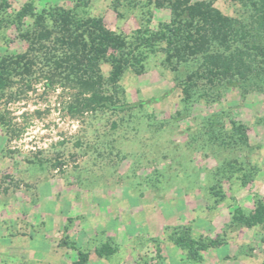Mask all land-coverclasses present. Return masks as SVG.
I'll return each instance as SVG.
<instances>
[{
  "label": "rangeland",
  "instance_id": "374dc122",
  "mask_svg": "<svg viewBox=\"0 0 264 264\" xmlns=\"http://www.w3.org/2000/svg\"><path fill=\"white\" fill-rule=\"evenodd\" d=\"M28 1L38 14L101 17L123 35L126 46L110 49L101 66L105 78L111 62L134 60L136 29L173 19L167 2L148 0H8V11ZM212 1L238 16V4ZM24 20L29 42L15 26L0 27V54L33 60L0 88V264H76L79 251L87 264H263L264 226L236 218L264 202V92L252 82L200 80L186 101L182 88L201 60L173 69L162 42L126 67L115 103L82 110L77 87L64 73L52 76L46 58L58 27L43 39L44 28ZM181 226L220 243L194 259L171 238ZM103 244L114 252L99 256Z\"/></svg>",
  "mask_w": 264,
  "mask_h": 264
},
{
  "label": "trees",
  "instance_id": "16d2710c",
  "mask_svg": "<svg viewBox=\"0 0 264 264\" xmlns=\"http://www.w3.org/2000/svg\"><path fill=\"white\" fill-rule=\"evenodd\" d=\"M148 1L156 6L167 2L172 10V21L161 24L157 31L149 26L136 29L132 37L136 40L134 48L138 53L135 54L133 50V61L111 62L108 78L102 73L101 66L110 61L109 50L126 46L127 40L108 27L101 17L83 18L71 9H49L38 14L34 11L32 1L25 3L19 10L9 12L10 2L0 0V27L4 24L15 26L16 37L25 42L30 41L33 33L26 27V17L33 18L31 25L35 27L34 30L44 28L39 33L43 39H49L55 33L54 26L58 27V46L55 52L46 57L56 69L51 75L64 73V77L74 83L78 89L77 101L80 108L86 111L104 110L115 103L117 84L126 67L134 65L138 56L144 54V49L155 51L162 42L165 44V60L173 69L190 59L201 60L198 67L187 76L182 88L186 101L191 98V90L200 80L212 86L252 82L254 87L264 92V0H230L239 5L238 16L223 13L212 0ZM59 48L62 49L60 53ZM32 65L33 60L26 52L10 54L8 51L5 55L0 54V88L8 85L13 73L22 77L28 74ZM125 107L132 108L133 105ZM232 124L239 134L244 133L243 125ZM236 220L246 226H264V202L258 201L251 213L240 215ZM171 238L177 246L188 248L194 259L201 258L202 250L220 243L212 239L206 242L196 239L190 226L174 229ZM113 252L114 249L107 244L97 251L99 256ZM88 261V253L79 251L76 264H87Z\"/></svg>",
  "mask_w": 264,
  "mask_h": 264
}]
</instances>
